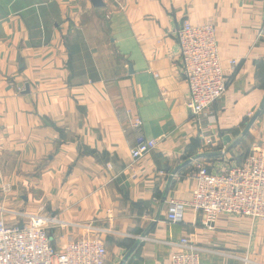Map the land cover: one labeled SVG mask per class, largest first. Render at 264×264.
Returning a JSON list of instances; mask_svg holds the SVG:
<instances>
[{
  "label": "crops",
  "instance_id": "obj_1",
  "mask_svg": "<svg viewBox=\"0 0 264 264\" xmlns=\"http://www.w3.org/2000/svg\"><path fill=\"white\" fill-rule=\"evenodd\" d=\"M94 1L0 0V218L57 216L59 248L98 237L106 264H170L185 237L200 264H264V219L222 214L208 230L190 207L167 219L172 201H191L197 163L229 167L264 146L263 108L221 153L264 99V0ZM184 21L214 25L228 78L213 145L187 107ZM148 139L155 149L134 159Z\"/></svg>",
  "mask_w": 264,
  "mask_h": 264
},
{
  "label": "built area",
  "instance_id": "obj_2",
  "mask_svg": "<svg viewBox=\"0 0 264 264\" xmlns=\"http://www.w3.org/2000/svg\"><path fill=\"white\" fill-rule=\"evenodd\" d=\"M180 48V65L189 86L187 107L208 145L215 140L210 110L228 88L213 24L184 21L175 32ZM233 63V62H232ZM156 139L141 141L131 150L140 159L155 149ZM197 182L189 202L172 201L167 219L182 221L186 207L202 218V226L215 229L222 214L264 219V146L255 145L241 163L211 169L197 163L191 175ZM11 191V185L4 188ZM22 224L0 218V264H106L107 247L98 237H82L62 247L54 243L50 227L57 216L25 214ZM172 252L170 264H200L201 248L189 238Z\"/></svg>",
  "mask_w": 264,
  "mask_h": 264
},
{
  "label": "water",
  "instance_id": "obj_3",
  "mask_svg": "<svg viewBox=\"0 0 264 264\" xmlns=\"http://www.w3.org/2000/svg\"><path fill=\"white\" fill-rule=\"evenodd\" d=\"M95 4L99 5L101 3V0H95L94 1ZM264 108V99L259 107V109L255 112V114L251 117V119L249 120V122L247 123L245 129L243 130L242 134L237 137L234 141L231 142L230 137H226L225 141L226 143L230 142L229 145L223 150L221 151V153H225L227 151H229V149H231L243 136L247 135V133L249 132L250 128L252 127V125L254 124V122L256 121V119L258 118V116L260 115V113L262 112ZM207 154H202V155H198L193 159H198L200 157H203ZM193 159L187 160L186 162H184L183 164H181L180 166H178L173 172H172V176L171 178L184 166L188 165L189 163H191L193 161ZM134 249H131V251L128 253V255L125 257L124 260H127L128 257L132 254ZM124 262V261H123Z\"/></svg>",
  "mask_w": 264,
  "mask_h": 264
},
{
  "label": "rangeland",
  "instance_id": "obj_4",
  "mask_svg": "<svg viewBox=\"0 0 264 264\" xmlns=\"http://www.w3.org/2000/svg\"><path fill=\"white\" fill-rule=\"evenodd\" d=\"M245 155L247 156L248 154H247V153H245ZM245 155H244V157H245Z\"/></svg>",
  "mask_w": 264,
  "mask_h": 264
},
{
  "label": "trees",
  "instance_id": "obj_5",
  "mask_svg": "<svg viewBox=\"0 0 264 264\" xmlns=\"http://www.w3.org/2000/svg\"><path fill=\"white\" fill-rule=\"evenodd\" d=\"M245 158V157H244Z\"/></svg>",
  "mask_w": 264,
  "mask_h": 264
}]
</instances>
